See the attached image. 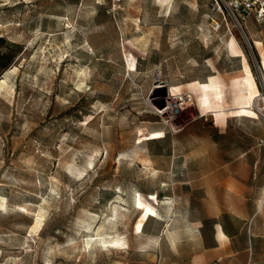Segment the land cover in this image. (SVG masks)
<instances>
[{
	"label": "rangeland",
	"instance_id": "rangeland-1",
	"mask_svg": "<svg viewBox=\"0 0 264 264\" xmlns=\"http://www.w3.org/2000/svg\"><path fill=\"white\" fill-rule=\"evenodd\" d=\"M218 1L0 0V264H199L237 204L203 263L264 264V23Z\"/></svg>",
	"mask_w": 264,
	"mask_h": 264
},
{
	"label": "crops",
	"instance_id": "crops-1",
	"mask_svg": "<svg viewBox=\"0 0 264 264\" xmlns=\"http://www.w3.org/2000/svg\"><path fill=\"white\" fill-rule=\"evenodd\" d=\"M253 20V18H250ZM254 21V20H253ZM218 212H214L212 215L217 217L214 221L213 228V243L209 246L204 247L206 252H202L203 255H199L196 258L199 260V264L206 262L205 254H218L221 256L222 254H226L227 251H236V252H245L251 253L253 250V246L249 240L245 241L243 245H235L236 236L241 233V229L237 232L230 231L229 226L219 218V215L222 213L234 215L235 217L244 220L243 224L251 227L253 221V214H249L248 216L244 213V209L246 207L243 204H237L235 206L224 205L219 208ZM244 225V226H245ZM248 238H250V234L248 232ZM204 264V263H203Z\"/></svg>",
	"mask_w": 264,
	"mask_h": 264
},
{
	"label": "built area",
	"instance_id": "built-area-1",
	"mask_svg": "<svg viewBox=\"0 0 264 264\" xmlns=\"http://www.w3.org/2000/svg\"><path fill=\"white\" fill-rule=\"evenodd\" d=\"M217 1V6L221 8V4ZM223 5L227 10L231 11V18L237 23H246L248 18H253L258 23H264V0H223ZM214 27H220L221 23L211 16ZM216 25V26H215Z\"/></svg>",
	"mask_w": 264,
	"mask_h": 264
}]
</instances>
